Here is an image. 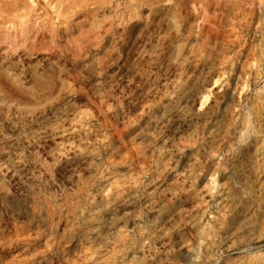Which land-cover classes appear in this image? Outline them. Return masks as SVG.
I'll return each instance as SVG.
<instances>
[{
    "label": "rangeland",
    "instance_id": "374dc122",
    "mask_svg": "<svg viewBox=\"0 0 264 264\" xmlns=\"http://www.w3.org/2000/svg\"><path fill=\"white\" fill-rule=\"evenodd\" d=\"M263 57L264 0H0V264H264Z\"/></svg>",
    "mask_w": 264,
    "mask_h": 264
},
{
    "label": "bare ground",
    "instance_id": "6f19581e",
    "mask_svg": "<svg viewBox=\"0 0 264 264\" xmlns=\"http://www.w3.org/2000/svg\"><path fill=\"white\" fill-rule=\"evenodd\" d=\"M264 60V57L263 59ZM224 62V60H220L219 63L222 64ZM253 64L252 63H249L246 67V71L248 72H251V70L253 69ZM194 102H193V99L189 100V99H186L185 103H184V107L191 110V111H194V114L197 116V111L198 110H195L194 108ZM215 107V113H216V109L218 107V105H214ZM235 108V104H231L229 105L228 104V110L232 111L233 109ZM175 116H179L178 114H174L173 117ZM182 120V123L185 124V126H189L190 124V121H191V118L189 119H181ZM245 117H242L241 120L239 121V124H240V127L243 128L245 126ZM183 128H186L184 126H182ZM180 127L176 128L174 131H173V136L171 135V137H180L179 134L182 133ZM173 130V129H172ZM183 130V129H182ZM169 131L170 129L166 130L164 128V126H161L160 129L158 131H156L153 135H152V139L155 143H159V144H166V143H171L173 141V139L171 137H169ZM172 132V131H171ZM172 144V143H171ZM75 150H77V147L76 146H73L71 145V143H66V142H57L56 143V154L58 157H64V156H68L70 154V152H75ZM150 150V149H149ZM147 149H138V148H133L131 147L129 144H123L122 146V149L120 150V155L122 156L123 160H132L134 157H137V156H144L146 153H147ZM88 154L89 155H92L93 154V147H90V150H88ZM69 157V156H68ZM197 160V155L195 154H190L186 160H184V164L186 163L187 165H190V164H194ZM0 171H2V169H0ZM4 171V170H3ZM107 180H108V183H109V189L114 193L116 192L118 186H119V178L113 176V177H110L108 176L107 177ZM153 188V186H152ZM146 189V188H145ZM156 189V188H154ZM154 189H150V188H147L144 193H145V196L146 198L149 200V198H151V195L154 191ZM144 190V189H143ZM146 199V200H147ZM124 206V205H123ZM123 209V207L121 208Z\"/></svg>",
    "mask_w": 264,
    "mask_h": 264
}]
</instances>
